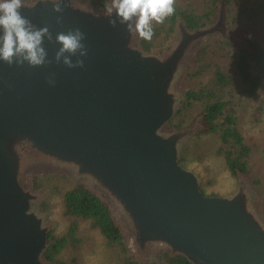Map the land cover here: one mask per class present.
<instances>
[{
    "label": "water",
    "instance_id": "obj_1",
    "mask_svg": "<svg viewBox=\"0 0 264 264\" xmlns=\"http://www.w3.org/2000/svg\"><path fill=\"white\" fill-rule=\"evenodd\" d=\"M23 4L22 15L48 26L54 39L80 28L88 55L82 68L56 63L62 45L45 38L48 66L0 60V264H55L46 257L55 226L38 207L46 193L23 182L40 170L67 173L100 195L132 230L124 255L137 264H159V254L193 264H264V214L248 177L238 173L231 194H205L180 163L201 118L168 127L194 53L217 37L247 47L232 32L226 0L213 23L188 28L180 19L161 51H146L138 33L109 23L112 0H64L62 13L51 0ZM27 149L43 155L25 159Z\"/></svg>",
    "mask_w": 264,
    "mask_h": 264
},
{
    "label": "trees",
    "instance_id": "obj_2",
    "mask_svg": "<svg viewBox=\"0 0 264 264\" xmlns=\"http://www.w3.org/2000/svg\"><path fill=\"white\" fill-rule=\"evenodd\" d=\"M99 6L110 0H83ZM221 0H176L175 13L163 24H155V34L151 41L141 38L146 51L159 48L175 36L176 26L181 19L188 28H197L213 23L217 17ZM233 6L232 17L236 33L247 47L236 46L225 38L215 40L210 46L199 48L190 61L187 74V87L184 99L168 126L180 129L191 125L201 118L203 129L193 135L190 141L195 143V157L203 159L211 146L197 142L202 135L212 134L220 144L214 151L223 157L228 169L238 176V171L249 176L256 184L248 168L251 147L246 142L239 126L242 104L240 98L248 99L264 96V0H226ZM202 75L205 79H202ZM201 79V80H200ZM264 112V99L258 107ZM188 147H184L185 149ZM182 149L183 150L185 149ZM185 158L181 156L183 164ZM33 185L40 182L36 178ZM206 194V193H205ZM215 195V194H209ZM65 215L72 219L67 232L57 236L49 233V246L46 257L55 264H70L57 258L66 246L78 242L79 223L88 220L99 229L108 245L117 246L122 253L127 251V244L122 224L116 219L107 202L95 191L84 184H77L64 194ZM121 264H137L126 256H121ZM193 264L186 257L164 255V263Z\"/></svg>",
    "mask_w": 264,
    "mask_h": 264
},
{
    "label": "rangeland",
    "instance_id": "obj_3",
    "mask_svg": "<svg viewBox=\"0 0 264 264\" xmlns=\"http://www.w3.org/2000/svg\"><path fill=\"white\" fill-rule=\"evenodd\" d=\"M227 11L231 21L232 32L236 39L242 41L244 37L241 36V38L236 33L232 17L233 6L229 2H227ZM262 34L264 36L263 30ZM173 38L174 37L166 41L159 48L152 50L161 51ZM218 39L220 38L217 37L212 39L203 46H210ZM234 45L240 46L237 44ZM193 56L188 61L187 68L180 80L179 86L184 92L188 90L186 84L187 74L190 68V61L194 59ZM202 79H205L204 75H202ZM263 99V95L255 99L243 97L237 101V105L235 106H238L239 103L243 106V108H238L240 112L239 126L246 142L251 147V154L248 158V168L256 184L251 181L248 175L247 177L260 201L261 207L259 205V209L260 211L262 209L261 213L263 212L264 214V112L260 114L258 109ZM197 120L198 117L189 126H192ZM168 127L173 129L170 126ZM211 135L212 134L202 135L197 139V142L204 141L205 144L211 146L209 148L210 151H208L201 160L195 157L196 146L194 142L190 141L191 138H189L182 149L187 145L188 147L186 149L184 148L185 150H183V152L181 149V156L183 155L185 160L183 164L180 163L183 167L193 170L198 175L200 187L204 193L207 195H228L236 190L239 184V177L230 172L223 157L214 154L220 142L216 137H212ZM38 151L27 149L24 158L38 160L43 155ZM42 160L50 161L51 159L44 158ZM240 171H238V173L245 174ZM33 178H36V180L40 182V185L34 186V180L32 178L28 179V177H26L23 182L29 180L28 182L33 185L34 190L46 193V197L40 202L38 207L42 212L47 213V222L54 224L55 227L52 232L57 236L64 235L72 219L64 213L63 198L65 192L76 185L75 179H72L67 173L53 170H40ZM115 217L121 222L126 237L132 233V230L121 220L120 216L115 215ZM121 256L125 257L124 253L121 255V251L117 246L108 245L106 238L99 229L93 227L90 221L81 220L79 223L78 242L69 243L66 248L57 255V258L70 264H121ZM158 257L160 263H164V255L162 256V254H159Z\"/></svg>",
    "mask_w": 264,
    "mask_h": 264
},
{
    "label": "clouds",
    "instance_id": "obj_4",
    "mask_svg": "<svg viewBox=\"0 0 264 264\" xmlns=\"http://www.w3.org/2000/svg\"><path fill=\"white\" fill-rule=\"evenodd\" d=\"M45 4L49 0H43ZM54 11H64V0H51ZM176 0H112L107 7L109 23L116 27L126 25L130 33H138L147 41H151L155 31V24H163L175 13ZM24 6L23 0H0V60L8 65L23 66L25 62L30 67H44L53 63L48 58V51L44 46L45 38L49 42L60 45L55 53V62L63 63L69 68L84 67L88 48L84 41L86 34L80 28H70L67 32H59L53 38L48 26L37 27L32 21L23 16L20 9ZM115 12V17L113 13ZM62 17L57 18L60 23ZM66 53L70 55H65ZM77 57L75 61L71 57ZM55 74L49 77V83L55 84Z\"/></svg>",
    "mask_w": 264,
    "mask_h": 264
}]
</instances>
